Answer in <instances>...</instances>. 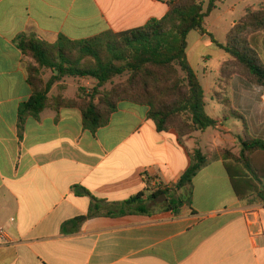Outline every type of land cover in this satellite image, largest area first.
Returning a JSON list of instances; mask_svg holds the SVG:
<instances>
[{
  "label": "crops",
  "instance_id": "obj_1",
  "mask_svg": "<svg viewBox=\"0 0 264 264\" xmlns=\"http://www.w3.org/2000/svg\"><path fill=\"white\" fill-rule=\"evenodd\" d=\"M168 1L0 0V229L7 236L0 264H264V151L254 157L260 188L245 195L232 166L241 164L227 154L198 173L191 194L175 188L195 150L239 156L247 137L264 143V87L239 75L216 78L210 99L205 92L216 127L183 143L174 130L157 131L148 107L128 102L95 133L78 108L62 102L21 123V105L33 95V61L20 37L54 44L118 34L163 18ZM255 47L264 62L263 36ZM42 76L49 82L53 71ZM66 78L50 96L76 99L81 86L67 98ZM230 127H245L248 136ZM160 184L171 197L186 193L190 205L170 209L163 195L150 201ZM141 192L145 212L124 206Z\"/></svg>",
  "mask_w": 264,
  "mask_h": 264
},
{
  "label": "trees",
  "instance_id": "obj_2",
  "mask_svg": "<svg viewBox=\"0 0 264 264\" xmlns=\"http://www.w3.org/2000/svg\"><path fill=\"white\" fill-rule=\"evenodd\" d=\"M220 2L169 0V11L159 20L153 19L137 29L118 34L109 32L85 41L61 37L57 43L50 44L33 36L20 37L19 48L33 61L27 67L33 95L21 105V123L28 116L38 117L52 103L62 102L65 106L78 108L84 126L95 133L110 124L121 103L128 102L148 107V118L157 131L174 130L181 143L194 133L215 128L217 122L206 112L205 90L189 62L188 37L194 31L207 34L205 21ZM257 33L264 34V3L260 7L248 6L244 16L229 31L226 45L217 44L232 58L231 71L226 68L229 63H224L225 77L239 75L264 87V62L252 42V36ZM43 70L53 71L49 82L44 81ZM68 76L91 79L95 82L93 91L85 94L79 87L76 99L66 101L50 96L56 83ZM117 79L120 82L115 84ZM242 144L239 156H233L225 149L210 155L201 149L195 150L190 166L175 185L176 191L186 190L191 194L198 173L226 154L243 165L253 177L260 178L254 157L264 151V143L247 137ZM144 195L145 192H141L124 202V206H136V211L145 212L141 200ZM162 195L167 197L170 209L190 205L188 199L171 197V190L162 184L150 196V201L155 202Z\"/></svg>",
  "mask_w": 264,
  "mask_h": 264
},
{
  "label": "rangeland",
  "instance_id": "obj_3",
  "mask_svg": "<svg viewBox=\"0 0 264 264\" xmlns=\"http://www.w3.org/2000/svg\"><path fill=\"white\" fill-rule=\"evenodd\" d=\"M263 3L264 0H221L217 6V10L214 11L205 21L204 28L207 34L202 35L200 32L194 31L189 35V62L192 68L195 70L198 79L206 92L207 99H210V87H215V79L225 77L223 73V69L225 68L224 63H229V66H226L227 69L230 71L233 69L231 67L232 58L225 50L218 46L217 43L226 45L229 31L231 30L232 26L238 23V21L244 16L246 12L245 8H247L249 5L260 7ZM258 36L264 37V34L257 33L256 35L252 36V42L255 46H257L258 43ZM81 79H86L89 81L91 80L88 78H78L72 76H68L66 78V82L69 86V90L65 93L67 98L74 97V95L77 93V86L82 87L84 83L77 82V80ZM119 82L120 80L118 79L114 81L115 84ZM107 88L110 89L111 84L108 85ZM82 89L85 94L87 91H90L89 93L93 91L92 88L87 87H82ZM54 95L57 96V93H54ZM207 112H210V110L208 109ZM226 113L224 112L223 114H226L228 118H231V121L234 124L241 126V122L234 118L233 111L231 112L227 109ZM230 128L231 133L234 136L241 134L244 138L247 135L243 134L245 127ZM238 149H242L240 144L238 145ZM233 165L236 169V172L238 173L235 176V181L243 188L242 194L245 195L249 190L253 191L255 188H260V183L253 177V175L246 171L241 165L232 164V166ZM183 198H187L186 193L183 194ZM165 200L163 199V201Z\"/></svg>",
  "mask_w": 264,
  "mask_h": 264
},
{
  "label": "built area",
  "instance_id": "obj_4",
  "mask_svg": "<svg viewBox=\"0 0 264 264\" xmlns=\"http://www.w3.org/2000/svg\"><path fill=\"white\" fill-rule=\"evenodd\" d=\"M262 100L264 102V93L262 95ZM0 241H2V242H6L7 241V236H6V233H5L4 229H0Z\"/></svg>",
  "mask_w": 264,
  "mask_h": 264
},
{
  "label": "water",
  "instance_id": "obj_5",
  "mask_svg": "<svg viewBox=\"0 0 264 264\" xmlns=\"http://www.w3.org/2000/svg\"><path fill=\"white\" fill-rule=\"evenodd\" d=\"M165 197V195H163Z\"/></svg>",
  "mask_w": 264,
  "mask_h": 264
}]
</instances>
